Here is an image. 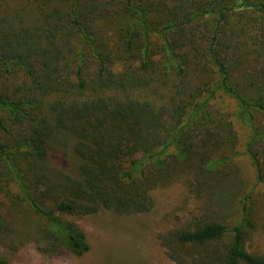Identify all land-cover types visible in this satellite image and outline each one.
Listing matches in <instances>:
<instances>
[{"label":"trees","instance_id":"1","mask_svg":"<svg viewBox=\"0 0 264 264\" xmlns=\"http://www.w3.org/2000/svg\"><path fill=\"white\" fill-rule=\"evenodd\" d=\"M219 91L264 152V0H0V264L28 241L88 253L66 216L148 213L223 128ZM253 227L196 223L162 245L176 264H264Z\"/></svg>","mask_w":264,"mask_h":264},{"label":"rangeland","instance_id":"2","mask_svg":"<svg viewBox=\"0 0 264 264\" xmlns=\"http://www.w3.org/2000/svg\"><path fill=\"white\" fill-rule=\"evenodd\" d=\"M114 69L121 70L118 64ZM208 95L207 91L201 100ZM210 103L223 120V128L195 140L197 160L187 163L170 183L159 184L152 191L154 206L148 213L125 215L102 209L92 215L66 216L87 235L91 247L88 253L76 256L64 249L49 254L28 241L21 242L17 250L8 254L9 261L14 264H176L162 245L164 235L196 223L214 221L232 226L242 219L254 224L249 230L247 249L264 256V172L260 178L254 160L263 157L262 144L252 143V128L241 119V111L232 97L219 91ZM202 154L220 163L217 170L207 172L199 167L198 155ZM78 162L76 158L68 161L72 174ZM242 223L248 229L246 222Z\"/></svg>","mask_w":264,"mask_h":264}]
</instances>
